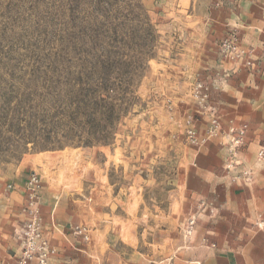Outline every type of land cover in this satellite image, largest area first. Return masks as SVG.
Here are the masks:
<instances>
[{
  "label": "rangeland",
  "instance_id": "rangeland-1",
  "mask_svg": "<svg viewBox=\"0 0 264 264\" xmlns=\"http://www.w3.org/2000/svg\"><path fill=\"white\" fill-rule=\"evenodd\" d=\"M196 7L201 9L202 2L0 0V191L9 192L27 164L41 177L40 158L52 153L62 154V177L69 169L97 168L107 172L117 192L126 186H158L146 194L157 197L164 196L162 189L170 181L173 185L175 171L182 185V174L208 167L207 159L199 157L219 138L197 145L186 134V121L193 117L199 139L206 137L210 119L191 94L196 84L207 81L200 75L182 76L186 64L173 61L186 53L189 11ZM243 65L247 70L255 66ZM105 80L115 89L112 95L121 99L118 105L129 112L116 123L112 144L85 146L78 136H86L90 125L99 123L91 113L101 111ZM200 117L208 119L203 132ZM247 137L234 160L226 157V166L248 165L239 176L253 185L261 237L264 159L258 154L264 142L250 152V162L249 155H241ZM246 172L252 173L250 179ZM45 174L49 176V170ZM158 205L166 211V202ZM205 209L179 200V244L203 230L199 222ZM260 252L259 264H264V249Z\"/></svg>",
  "mask_w": 264,
  "mask_h": 264
},
{
  "label": "crops",
  "instance_id": "crops-1",
  "mask_svg": "<svg viewBox=\"0 0 264 264\" xmlns=\"http://www.w3.org/2000/svg\"><path fill=\"white\" fill-rule=\"evenodd\" d=\"M198 1L202 8L189 11L186 53L173 61L186 64L184 72L180 69L182 76L200 75L218 85L210 102L223 118L225 130L231 122L249 125L241 155H249L252 162L250 152L264 142V0ZM233 31L253 52V70L220 54L219 42ZM207 124V117H200V131ZM223 144L221 138L213 140L199 157L207 159L208 167L182 174V185L175 171L173 185L170 181L162 189L163 197L146 195L147 189L150 193L158 186H126L117 192L107 172L97 168L69 169L70 174L62 177V154L40 158L44 231L58 249L50 264H259L264 234L259 237L258 202L251 195L253 185L239 176L248 165L226 166L228 150ZM33 173L37 174L34 165L27 164L10 184L14 188L0 191V264H16L21 252L17 235L27 221L24 184ZM181 199L206 206L199 222L203 230L185 245L179 244L177 233L176 208ZM165 202L162 211L158 204ZM215 210L217 215H210ZM75 226L89 230V242L68 234Z\"/></svg>",
  "mask_w": 264,
  "mask_h": 264
},
{
  "label": "built area",
  "instance_id": "built-area-1",
  "mask_svg": "<svg viewBox=\"0 0 264 264\" xmlns=\"http://www.w3.org/2000/svg\"><path fill=\"white\" fill-rule=\"evenodd\" d=\"M220 54L232 62H243L248 67L254 65L251 60L252 51L244 48L241 44V35L238 31H233L219 43ZM219 91V87L212 86L207 82L196 84L192 90V98L201 106L203 113H207L210 124L206 131V137L199 139L194 126V118L190 117L186 121V134L193 144L205 143L212 138H221L227 147L230 160H234L237 155V149L243 145L249 132L247 123L237 124L231 122L228 129L222 126L221 118L215 106H212L210 100L212 94ZM260 159H264V148L259 151ZM232 167V163L228 165ZM246 177L251 178L252 173L246 172ZM12 185L9 189H13ZM26 201L23 212L27 216V221L20 229L17 239L20 242L21 252L16 260V264H50L58 255V249L54 247L44 231V218L41 211V177L33 173L24 184ZM69 235L75 238H81L84 242L90 241V233L86 227L75 226L69 229Z\"/></svg>",
  "mask_w": 264,
  "mask_h": 264
},
{
  "label": "trees",
  "instance_id": "trees-1",
  "mask_svg": "<svg viewBox=\"0 0 264 264\" xmlns=\"http://www.w3.org/2000/svg\"><path fill=\"white\" fill-rule=\"evenodd\" d=\"M111 86L112 84H110L108 80H105L101 84V111L97 109L96 111L91 113V116L93 118H96L94 121H98L99 123L96 125L91 124L90 128H88L89 130L85 132L86 136H84V134L82 136H78L80 144H84L85 146L112 144L115 134L114 127L116 123L125 115V113L129 112V108H121V106L118 105V101H121V99H119L115 95H112L113 93H115V89L111 88ZM131 94V100H135V92H131ZM95 115H98V118L95 117ZM102 122L104 124H101Z\"/></svg>",
  "mask_w": 264,
  "mask_h": 264
}]
</instances>
